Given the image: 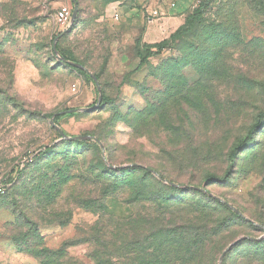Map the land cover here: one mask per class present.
<instances>
[{
  "label": "rangeland",
  "instance_id": "obj_1",
  "mask_svg": "<svg viewBox=\"0 0 264 264\" xmlns=\"http://www.w3.org/2000/svg\"><path fill=\"white\" fill-rule=\"evenodd\" d=\"M7 1L2 5L11 16L0 12V264H38L11 241L7 224L21 212L40 225L45 247L75 241L70 257L91 264L83 241L101 216L72 209L68 200L45 212L35 192L71 164L88 179L83 191H92L89 175L100 169L103 150L113 166L148 167L179 185L169 190L153 175L147 185L150 192L154 185V201L173 197L188 207L213 206L185 189L192 187L229 204L250 225L222 223L219 245L239 241L224 264H264V118L234 163L227 161L264 114V0H210L190 35L139 70L143 46L168 39L180 27L176 18L205 0H52L56 5L35 19L28 18L33 7L27 1ZM73 1L76 22L58 26L57 11L73 10ZM182 2L178 15L170 6ZM56 36L59 56L52 52ZM64 59L82 66L88 78ZM20 67L26 76L16 83ZM93 76L104 104L98 105ZM66 111L77 112L57 120L63 134L98 139L102 147L58 137L50 117ZM227 173L224 182L205 183ZM130 177L136 178L102 175L110 182ZM67 211L70 223L62 228Z\"/></svg>",
  "mask_w": 264,
  "mask_h": 264
},
{
  "label": "trees",
  "instance_id": "obj_2",
  "mask_svg": "<svg viewBox=\"0 0 264 264\" xmlns=\"http://www.w3.org/2000/svg\"><path fill=\"white\" fill-rule=\"evenodd\" d=\"M209 2L210 0L200 2L191 14L184 17L183 24L168 39L154 45L143 46V50L138 53L140 63L137 70L148 60L161 57L184 37L190 35L202 22ZM173 4L174 10H178L179 5ZM0 9L4 15L11 16L4 5L0 4ZM60 36H56L55 39ZM56 49L58 51L57 43ZM63 61L68 62L65 59ZM77 71L84 78H88L85 72ZM102 100L103 104L106 103L103 95ZM76 112H60L51 115L50 119L57 126L59 118ZM263 118L264 114L258 115L246 138L232 148L227 156L230 165L234 163L246 140L250 139L261 126ZM83 142L99 145V140L94 138ZM98 164L100 169L96 170L95 175H89L93 179L92 191H83L88 179L79 177L75 173V164H71L67 168L62 167L53 179L42 182L35 192L38 197V208L45 212L52 210L60 200H66L65 203L69 201L72 209L88 210L94 215L101 216L91 227L89 239L83 241L90 248L88 260L91 264H218L221 254L226 249L219 245V236L226 231L222 223L226 222L229 226V220L231 222L233 219L250 225L240 212L210 195L204 188L185 189L195 192L201 201L204 200L207 206L211 203L212 207H188L184 204L185 200L173 197L169 199L157 196V200L154 201V185L152 192L148 189L150 184L147 185L150 180L154 182V174L148 170L158 175L159 183H167L168 186L164 187L169 190H175L179 185L167 181L148 167L136 164H132L136 165L135 167L130 165L125 168L113 166L103 156L98 159ZM122 172L131 173L136 178L112 182L102 178V175ZM228 176V173L221 178L211 176L205 183L224 182ZM197 189L204 190L205 193ZM119 193H123L126 199L118 201L114 196ZM71 212L67 211L63 215L64 220L60 227L64 228L70 223ZM12 216L15 221L7 225L14 233L11 241L17 253L33 258L38 264H84L70 257L68 253V250L75 246V241L65 242L58 250H50L45 247L40 225L35 220L23 212L18 215L12 213ZM247 243L245 241V244ZM224 262L225 257L222 264Z\"/></svg>",
  "mask_w": 264,
  "mask_h": 264
},
{
  "label": "water",
  "instance_id": "obj_3",
  "mask_svg": "<svg viewBox=\"0 0 264 264\" xmlns=\"http://www.w3.org/2000/svg\"><path fill=\"white\" fill-rule=\"evenodd\" d=\"M72 5H73V10H72V17H71V24H74V22H75V20H76V18H77V15H78V5H77V3L75 2V1H73L72 2ZM60 39V37H58L57 39H55V41H54V43H53V45H52V50H53V53H54V55H56V56H59V53H58V51H57V49H56V43H57V41ZM63 61V60H62ZM66 64H68V65H70V66H72V67H74V68H76V69H78V70H81V71H83L84 70V68L82 67V66H80V65H77V64H74V63H70V62H65ZM92 79L95 81V84H96V88H97V90H98V93H99V100H98V105L101 103V101H102V94H101V92H100V89H99V86H98V84H97V82H96V79H95V77L93 76L92 77ZM51 126L52 127H54V129H55V131L58 133V135L60 136V137H62V139L63 140H65V141H86V140H90V138H86V137H75V138H69V137H67V136H65L64 134H63V132L59 129V127H57L56 125H54V123H53V121H51ZM99 145H100V147H102V145L99 143ZM103 158H105V154H104V150H103ZM136 165H131L130 167H135ZM122 168H125V167H122ZM116 169V168H115ZM150 173H152V174H154V175H156L153 171H151V170H148ZM197 190H199V191H201V192H203V193H205V191L204 190H200V189H197ZM239 243V241H237V242H235V243H233V244H231L229 247H227L224 251H223V253L221 254V256H220V258H219V261H218V264H222V261H223V259H224V257L226 256V254L236 245V244H238Z\"/></svg>",
  "mask_w": 264,
  "mask_h": 264
},
{
  "label": "crops",
  "instance_id": "obj_4",
  "mask_svg": "<svg viewBox=\"0 0 264 264\" xmlns=\"http://www.w3.org/2000/svg\"><path fill=\"white\" fill-rule=\"evenodd\" d=\"M24 1H27L33 7V11L30 12V15L28 16L29 19H35V18L43 16L45 12H47L49 5H53V6L56 5L54 2H52V0H24ZM5 3H8V1L0 0V4H5ZM185 4L186 3L182 2V4L179 5L178 10L176 9L174 11H176L178 15H181L182 11L185 10ZM179 17L180 18H176V20H178L177 21L178 27L181 26L184 22V18L182 16H179ZM20 69L21 70L16 72V77H15L16 83H20L22 77L26 76V74H24L26 72H24L23 68L20 67Z\"/></svg>",
  "mask_w": 264,
  "mask_h": 264
},
{
  "label": "built area",
  "instance_id": "obj_5",
  "mask_svg": "<svg viewBox=\"0 0 264 264\" xmlns=\"http://www.w3.org/2000/svg\"><path fill=\"white\" fill-rule=\"evenodd\" d=\"M171 9H175V5L171 4ZM152 16L156 17L158 16V13L156 11L152 12ZM71 17H72V9L70 7H61L56 15H55V22L60 27H66L71 24ZM115 19L119 20V16L115 15ZM0 193H3L0 190Z\"/></svg>",
  "mask_w": 264,
  "mask_h": 264
}]
</instances>
